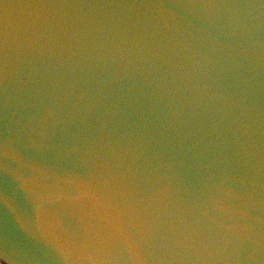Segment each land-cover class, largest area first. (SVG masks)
I'll return each instance as SVG.
<instances>
[{"label": "water", "instance_id": "95a60500", "mask_svg": "<svg viewBox=\"0 0 264 264\" xmlns=\"http://www.w3.org/2000/svg\"><path fill=\"white\" fill-rule=\"evenodd\" d=\"M0 264H264V0H0Z\"/></svg>", "mask_w": 264, "mask_h": 264}]
</instances>
